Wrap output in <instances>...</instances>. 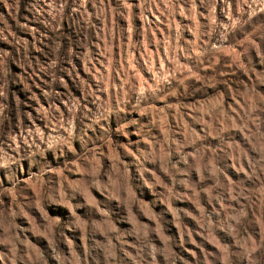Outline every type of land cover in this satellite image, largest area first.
<instances>
[{"label": "clouds", "instance_id": "1", "mask_svg": "<svg viewBox=\"0 0 264 264\" xmlns=\"http://www.w3.org/2000/svg\"><path fill=\"white\" fill-rule=\"evenodd\" d=\"M0 264H264V0H0Z\"/></svg>", "mask_w": 264, "mask_h": 264}]
</instances>
